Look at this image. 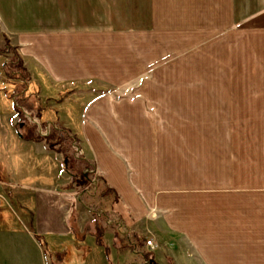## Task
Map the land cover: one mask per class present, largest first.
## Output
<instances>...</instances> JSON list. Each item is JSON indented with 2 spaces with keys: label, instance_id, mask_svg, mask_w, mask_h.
Returning <instances> with one entry per match:
<instances>
[{
  "label": "crops",
  "instance_id": "1",
  "mask_svg": "<svg viewBox=\"0 0 264 264\" xmlns=\"http://www.w3.org/2000/svg\"><path fill=\"white\" fill-rule=\"evenodd\" d=\"M0 96L77 139L125 230L0 104V264H141L148 239V264H264V0H0Z\"/></svg>",
  "mask_w": 264,
  "mask_h": 264
},
{
  "label": "built area",
  "instance_id": "2",
  "mask_svg": "<svg viewBox=\"0 0 264 264\" xmlns=\"http://www.w3.org/2000/svg\"><path fill=\"white\" fill-rule=\"evenodd\" d=\"M9 52L7 49L5 50V53ZM17 109H20V112L22 114V117L30 124L33 125L34 131L39 139H46L50 132H57V126L52 122H47L44 125H41L39 121L31 115L29 112L19 108L17 105H15ZM59 132V131H58ZM62 133L68 140H69V148H71V155L72 158L76 160H81L84 164V167L82 169L83 177L87 180V186L81 191V193L78 195V199L82 200L84 197H93L96 189L94 175L96 174L94 165L91 161L86 160L83 158V152L79 146L78 141L75 137L70 135L68 132H60ZM92 194H91V193ZM1 198V196H0ZM88 208V207H87ZM101 212L99 211L95 216L96 218L100 219ZM106 226L115 228V231L119 233V231L122 230V225L120 221L115 217L114 220L106 221ZM144 251L138 250L136 244L130 245V253L136 257H139L141 264H148L149 263V254L156 249V244L151 239L145 240L143 242Z\"/></svg>",
  "mask_w": 264,
  "mask_h": 264
},
{
  "label": "rangeland",
  "instance_id": "3",
  "mask_svg": "<svg viewBox=\"0 0 264 264\" xmlns=\"http://www.w3.org/2000/svg\"><path fill=\"white\" fill-rule=\"evenodd\" d=\"M9 55H10V57L12 58V55H11V52L8 54V57H9ZM91 85H88L87 87H90ZM94 87V86H93ZM105 90V88H103V87H95V88H91V89H87L86 91H89V92H92V95H96L97 93H99V92H103ZM94 92V93H93ZM2 95V94H1ZM92 95H89V96H87V94H86V100H88L89 99V97H91ZM2 96H0V104H4V107L6 108V110L9 112V113H13V111H14V107H15V105L13 106V102L12 101H10V99L9 100H7V99H5V98H1ZM34 128V127H33ZM77 140V139H76ZM69 145V144H68ZM80 146V145H79ZM65 147H68V149L67 148H65V150H67L68 152H69V154H68V156H69V162H68V165H69V167H72V168H74V171H75V175H74V177H76L77 175H78V172H80V175H82V177L84 176L83 174H82V169H83V167H84V164H83V162L81 161V160H76V159H74V158H72V155H71V148H69V146H65ZM81 148V147H80ZM84 158V157H83ZM89 161V160H88ZM80 162H82V164H80ZM78 166H79V168H80V170H78ZM73 177V178H74ZM84 178V177H83ZM85 179V178H84ZM95 185H96V183H95ZM72 192H74V195L72 194V197L74 198V200H75V202L77 203V204H79L80 206H83V207H85V209L88 211V215H89V219H92V221L94 222V223H96L100 228H107L108 230H110V231H112L111 233H113L114 234V230H115V228L116 227H114L113 228V225H112V227H109V226H106V224H105V222L106 221H111V220H114L115 219V217H114V214L111 212V210H109V209H107V208H105V207H103V205L102 204H98L97 203V197H96V189H95V193H94V196L93 197H84L82 200H79L78 199V195L81 193V191L80 192H75V190H73L72 189ZM91 193V192H90ZM92 194V193H91ZM88 207V208H87ZM101 212V216H100V219L99 218H96V214L98 213V212ZM114 229V230H113ZM123 231H125L123 228H122V230L121 231H119V233H124ZM109 236H104L103 237V241H102V248L103 249H105V248H109V249H111V247H110V245L109 246H107L108 245V242L106 241L107 240V238H108ZM86 243L88 244L89 243V239L87 238L86 239ZM132 244H136V243H134V242H132ZM130 247V246H129ZM67 256H69V259L71 258V263L70 264H78V262H77V257H76V261H73V258H72V254L69 252L68 253V255ZM79 256H82V253H79ZM110 256H111V262L113 263V264H116L115 262H113V259H114V256H113V253L112 252H110Z\"/></svg>",
  "mask_w": 264,
  "mask_h": 264
},
{
  "label": "trees",
  "instance_id": "4",
  "mask_svg": "<svg viewBox=\"0 0 264 264\" xmlns=\"http://www.w3.org/2000/svg\"><path fill=\"white\" fill-rule=\"evenodd\" d=\"M46 141L53 140V142L58 144H64L65 146H68L69 140L60 132H50L48 137L44 139ZM68 149V147H66ZM68 152V151H67ZM69 154V152H68ZM69 157V156H68ZM82 164V162H80ZM78 170H80L78 166ZM94 180L96 183V197H97V203L102 204L103 207L110 210V205L116 202V198H110V195L114 192L111 189H108L104 182L101 180L97 174L94 175ZM72 189L75 190V192L82 191L87 186V180L80 175V172H78V175L72 179Z\"/></svg>",
  "mask_w": 264,
  "mask_h": 264
}]
</instances>
